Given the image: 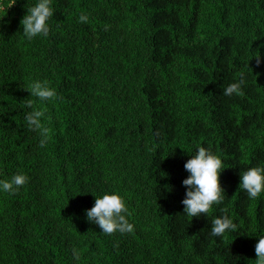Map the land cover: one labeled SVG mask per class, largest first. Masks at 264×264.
I'll return each mask as SVG.
<instances>
[{
  "label": "trees",
  "instance_id": "trees-1",
  "mask_svg": "<svg viewBox=\"0 0 264 264\" xmlns=\"http://www.w3.org/2000/svg\"><path fill=\"white\" fill-rule=\"evenodd\" d=\"M35 2L0 0V179L29 178L0 194V264H255L264 194L239 184L264 167V0H52L48 36L29 40ZM37 81L57 98L32 97ZM199 147L221 158L225 193L192 218L182 182ZM104 194L124 199L132 233L88 222ZM225 215L237 231L213 236Z\"/></svg>",
  "mask_w": 264,
  "mask_h": 264
},
{
  "label": "clouds",
  "instance_id": "clouds-1",
  "mask_svg": "<svg viewBox=\"0 0 264 264\" xmlns=\"http://www.w3.org/2000/svg\"><path fill=\"white\" fill-rule=\"evenodd\" d=\"M53 15L52 0H36L33 6L27 7V14L21 20L23 35L29 40L38 36L47 37L50 31L49 21ZM88 20V15L81 14L77 22L87 23ZM259 63L260 61L257 60L258 65ZM243 84V79L239 83H232L223 94L226 96L242 95ZM30 93L42 103L51 102L57 98L54 88L39 81L31 85ZM26 107L32 109V102L29 101ZM43 116V111L32 110L25 117L29 130L37 131L43 137L41 147L46 144L49 132V129L41 122ZM184 168L189 173V176L182 182L186 189L185 199L182 201L184 214L198 218L201 214H207L214 205L222 202L225 191L220 177L225 169L221 158L204 147H199L196 153L191 155V159L185 163ZM28 180L29 178L22 173L15 174L8 180L0 179V194L16 195ZM239 190L246 191L249 199L260 198L264 194V167H251L243 172L240 175ZM127 213L126 203L120 195L104 194L96 197L94 206L86 210L85 215L88 222L99 226L103 234L111 235L117 232L125 234L134 231V225L126 218ZM236 231L237 225L227 215L212 221L211 234L213 236L220 237L228 232ZM71 253L73 261L79 262L80 252L73 247ZM255 253L258 257L255 264H264V235L258 237Z\"/></svg>",
  "mask_w": 264,
  "mask_h": 264
}]
</instances>
